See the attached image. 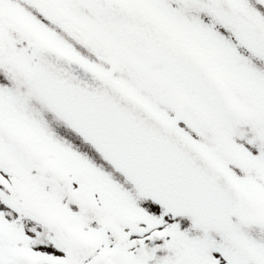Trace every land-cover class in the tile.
Listing matches in <instances>:
<instances>
[{
    "label": "snow or ice",
    "instance_id": "snow-or-ice-1",
    "mask_svg": "<svg viewBox=\"0 0 264 264\" xmlns=\"http://www.w3.org/2000/svg\"><path fill=\"white\" fill-rule=\"evenodd\" d=\"M0 264H264V0H0Z\"/></svg>",
    "mask_w": 264,
    "mask_h": 264
}]
</instances>
